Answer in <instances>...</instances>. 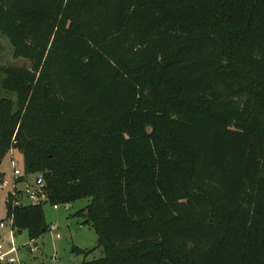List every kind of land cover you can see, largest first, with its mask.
<instances>
[{"label": "trees", "instance_id": "1", "mask_svg": "<svg viewBox=\"0 0 264 264\" xmlns=\"http://www.w3.org/2000/svg\"><path fill=\"white\" fill-rule=\"evenodd\" d=\"M0 35L28 63L0 67V165L89 200L81 264H264V0H0Z\"/></svg>", "mask_w": 264, "mask_h": 264}, {"label": "rangeland", "instance_id": "2", "mask_svg": "<svg viewBox=\"0 0 264 264\" xmlns=\"http://www.w3.org/2000/svg\"><path fill=\"white\" fill-rule=\"evenodd\" d=\"M22 67L28 66L26 60L14 58L13 50L7 39L0 35V67ZM2 76H0V99L11 98L13 95L1 89ZM11 160L17 168L23 169V158L18 152L13 151V156L6 154L0 165V172L5 174V179L11 177ZM34 177H30L33 180ZM22 189V185L18 186ZM11 189V184L6 188H0V222L6 220L5 200ZM89 204L88 199L80 200L68 205H59L56 210L47 201L40 203L43 211L44 221L48 226V231L40 238L30 241L27 233L14 234V242L18 247L17 258L19 264H81L91 262L103 257L101 248H97V236L89 226H82L83 219L75 214ZM57 227L54 231H49V226ZM5 228L0 229V242L9 241L11 228L5 222ZM56 234L59 238H56ZM34 249L30 252V249ZM74 248L89 251L88 255L77 254Z\"/></svg>", "mask_w": 264, "mask_h": 264}, {"label": "built area", "instance_id": "3", "mask_svg": "<svg viewBox=\"0 0 264 264\" xmlns=\"http://www.w3.org/2000/svg\"><path fill=\"white\" fill-rule=\"evenodd\" d=\"M12 174L8 179H3L0 188L4 189L9 184H11V189L8 194L13 197V206L21 207L27 205H40L42 201H46V196L43 191L44 181L40 174L25 175L23 169L17 168L16 164L11 160ZM30 177H34L33 180ZM22 185V189H19L18 186ZM7 194V195H8ZM54 210L58 206H52ZM5 222H8L9 227L11 228V220L6 219L4 222H0V229H4ZM55 225L49 226V231L56 230ZM14 230L9 232V241L0 242V264H19V260L16 256L18 247L14 242ZM56 238H59V235L56 234ZM34 249H30V252H33Z\"/></svg>", "mask_w": 264, "mask_h": 264}, {"label": "crops", "instance_id": "4", "mask_svg": "<svg viewBox=\"0 0 264 264\" xmlns=\"http://www.w3.org/2000/svg\"><path fill=\"white\" fill-rule=\"evenodd\" d=\"M13 151H14V150H11V151H9L7 154H8V155L10 154V155L13 156ZM15 152H16V151H15ZM3 174H4V173H3ZM4 177H5V174H4ZM77 249H80V248H77ZM80 250H82V249H80Z\"/></svg>", "mask_w": 264, "mask_h": 264}]
</instances>
